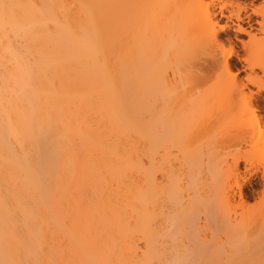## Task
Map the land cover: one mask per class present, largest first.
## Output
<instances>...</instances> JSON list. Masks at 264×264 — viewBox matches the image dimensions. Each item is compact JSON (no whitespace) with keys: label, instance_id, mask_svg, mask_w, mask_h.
Instances as JSON below:
<instances>
[{"label":"bare ground","instance_id":"obj_1","mask_svg":"<svg viewBox=\"0 0 264 264\" xmlns=\"http://www.w3.org/2000/svg\"><path fill=\"white\" fill-rule=\"evenodd\" d=\"M234 1L195 10L251 43L264 7ZM115 2L0 0V264H264V216L233 208L264 195V167L233 183L264 164V49L217 39L225 76L198 78L187 46ZM225 115L246 153L231 163Z\"/></svg>","mask_w":264,"mask_h":264},{"label":"rangeland","instance_id":"obj_2","mask_svg":"<svg viewBox=\"0 0 264 264\" xmlns=\"http://www.w3.org/2000/svg\"><path fill=\"white\" fill-rule=\"evenodd\" d=\"M115 1L117 5V11L115 10V16L117 19H115L117 20V22L124 21V25H126V23H130L131 26L136 23L143 22L144 24H148L150 28L156 25L159 28L163 29V33L166 39L182 44L185 47L187 46V51H184L185 54L181 55L180 57V61H182L181 70L188 74H192L195 77L198 76L199 78L202 74H205L213 77L215 81L224 78L225 71L221 67H214L212 58L214 57V54L217 53L215 51H218V48L221 47V44H223L222 49L225 52H229L231 47L233 46L234 51L238 54L254 58V55H250L248 52V48H246L248 43H250V38L244 34H236L235 28H229L226 33H220L217 38L218 40L215 38V35L219 31L220 26L225 23L224 21H226V19L221 18L218 15L217 19L221 18L219 19V26L204 23L202 21L203 17L199 16L195 10V7H198V0H124V3L126 5L128 3V5L126 6L123 3V7L125 5L123 9L121 8V3L123 0ZM232 5L233 9L237 8L238 6H246L248 7V13H251L250 11L253 8L264 7V0H238V6L236 2ZM256 21H262L261 17H252V24L254 25V27H256V30L252 31V35L255 34L256 39L249 44L252 46L250 49L256 47L264 49V31H260L261 28L258 24L255 23ZM216 40L220 44L219 45L217 43L218 48H216ZM242 64L236 62V69H234L233 71L236 73L238 77L237 79L239 81L245 82L249 70L245 69ZM255 73L258 74V76L262 79L260 86L264 87V76L262 75L261 71L256 69ZM211 84L212 82H209L204 88L209 87ZM251 88L254 91H257L258 85L251 86ZM196 92H200L202 95L210 93L201 90H196ZM260 94L264 96V90H262ZM230 125L231 124L229 122V119L227 115H225L223 117V126L225 129V135L223 137L225 157H223V159H226L228 163H231L232 160L236 157L246 156V153H244V151L240 149L237 131L233 127H230ZM243 167L245 168V166L242 164V169ZM263 167L264 164L261 160L257 159L255 161H252L249 165H246V169L248 171H243L241 175L233 178V183L235 185L245 184L246 180L249 178V173L263 171ZM233 208L235 209L234 211L239 213L243 210H255L257 215L264 216V195H262L256 202L250 201L242 207L234 204ZM255 254L256 257L261 258L263 257L264 252L261 251ZM244 258L246 257L238 258L237 260L231 262L232 264H237V262L243 264Z\"/></svg>","mask_w":264,"mask_h":264}]
</instances>
